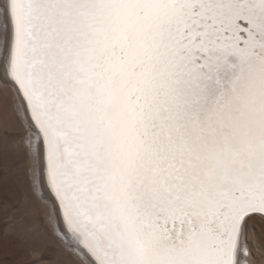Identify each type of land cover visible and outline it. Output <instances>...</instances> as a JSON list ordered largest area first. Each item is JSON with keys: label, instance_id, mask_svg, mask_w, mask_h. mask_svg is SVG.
Here are the masks:
<instances>
[{"label": "snow or ice", "instance_id": "obj_1", "mask_svg": "<svg viewBox=\"0 0 264 264\" xmlns=\"http://www.w3.org/2000/svg\"><path fill=\"white\" fill-rule=\"evenodd\" d=\"M0 69V155L22 113L82 264L245 260L264 218V0H2Z\"/></svg>", "mask_w": 264, "mask_h": 264}, {"label": "rangeland", "instance_id": "obj_2", "mask_svg": "<svg viewBox=\"0 0 264 264\" xmlns=\"http://www.w3.org/2000/svg\"><path fill=\"white\" fill-rule=\"evenodd\" d=\"M2 71L0 69V89L6 87L2 82ZM10 121L12 136L6 154L0 155V229L3 222L9 220L10 231L22 222L31 231L17 229L20 238L15 239L0 232V264H82L62 236L58 238L53 233L54 217H51L52 208L47 205L49 199H43L36 188L27 155L30 151L28 141L35 139V133L28 129L23 117L16 120L10 116ZM37 173L35 176L39 175ZM45 181L44 187L52 197ZM258 216L249 219L241 234L240 245L245 256H248L246 246H249L255 264H264V233L260 232L264 230V218Z\"/></svg>", "mask_w": 264, "mask_h": 264}, {"label": "bare ground", "instance_id": "obj_3", "mask_svg": "<svg viewBox=\"0 0 264 264\" xmlns=\"http://www.w3.org/2000/svg\"><path fill=\"white\" fill-rule=\"evenodd\" d=\"M0 2H2V0H0ZM2 74H3V71H2ZM1 74V75H2ZM3 82V81H2ZM3 85L4 86H6L4 83H3ZM23 117V114L21 113V118ZM31 138H33V135H31ZM32 140V139H31ZM33 142H35V139H33L32 140ZM33 150H34V144H33ZM37 173V172H36ZM39 173V172H38ZM37 173V174H38ZM36 175V174H35ZM32 176H33V179H34V182H37V186L38 187H36L37 189H39V191H40V195H41V197L43 198V199H45L46 200V198L47 199H49V197H51V195L49 194V191L44 187V181H43V185L41 184V180H40V174L38 175V176H35L34 177V174H32ZM45 182H47V181H45ZM36 184V183H35ZM36 186V185H35ZM41 189H42V191H41ZM50 190V189H49ZM38 191V190H37ZM39 193V192H38ZM44 193H47V197L44 195ZM47 201V200H46ZM47 205L48 206H50L51 208H52V204H51V202H50V199H49V201H47ZM50 210H52V209H50ZM52 213V212H51ZM51 215V214H50ZM51 217H53L52 215H51ZM258 217H260V216H258ZM262 219V218H261ZM263 220V219H262ZM52 221V220H51ZM264 221V220H263ZM54 220L52 221V225H54ZM60 227H64L63 226V224L61 223V225H60ZM260 232L261 233H264V230L263 229H261L260 230ZM63 238V240H64V237H62ZM64 243H65V240H64ZM66 245H67V243H65ZM245 244H247V243H245ZM244 244V245H245ZM241 246V245H240ZM246 246V245H245ZM244 247V246H243ZM246 249H247V251H248V256H246V258H245V260L244 261H242L241 262V264H255V261H254V259L252 258V256H251V252H250V250H249V246H246ZM74 254H75V257H76V259L80 262V263H82V257H80L79 255H77L75 252H73Z\"/></svg>", "mask_w": 264, "mask_h": 264}]
</instances>
